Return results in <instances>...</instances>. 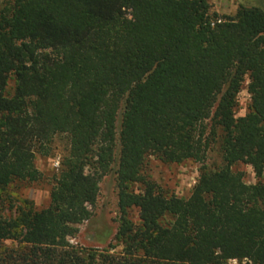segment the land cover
I'll list each match as a JSON object with an SVG mask.
<instances>
[{"label": "trees", "instance_id": "obj_1", "mask_svg": "<svg viewBox=\"0 0 264 264\" xmlns=\"http://www.w3.org/2000/svg\"><path fill=\"white\" fill-rule=\"evenodd\" d=\"M256 1L226 17L207 0H0V193L39 182L36 155L68 142L45 209L0 199V264H264V183L232 170L264 178ZM149 157L200 165L187 198L145 176ZM110 173L122 254L77 249Z\"/></svg>", "mask_w": 264, "mask_h": 264}, {"label": "rangeland", "instance_id": "obj_2", "mask_svg": "<svg viewBox=\"0 0 264 264\" xmlns=\"http://www.w3.org/2000/svg\"><path fill=\"white\" fill-rule=\"evenodd\" d=\"M207 1L210 5L211 13L226 17L234 16L241 5L246 7L257 5L256 0ZM249 101L246 79L237 98V117L246 115ZM119 125L120 116H118L117 121L118 131ZM51 148L52 151L48 156L36 155L35 167L42 175V179L39 182L33 184L15 183L0 193V199L3 200L6 209H9L10 206L18 207L24 202L31 203L38 211L47 207L53 177L57 172L59 161L65 155L68 148L67 139L63 136L57 137ZM218 163L219 158L216 153H211L208 158V164L213 165ZM199 168L200 165L191 160L181 165H165L155 157H149L146 159L143 173L167 193L185 199L189 196L198 179ZM232 170L235 173L242 174L243 181L247 185L256 184L258 181L264 183V178L260 180L255 178L251 167L248 165L240 163L235 165ZM117 202L115 176L113 173H110L99 181V193L96 204L92 209V217L88 222L78 226V234L75 238L69 240V244L89 253L95 252L100 254L107 252L114 255L122 254V247L115 239L118 226ZM5 214L10 215L8 212ZM11 215H13V212ZM10 246V242L0 243V249ZM230 264L240 263L231 261Z\"/></svg>", "mask_w": 264, "mask_h": 264}]
</instances>
